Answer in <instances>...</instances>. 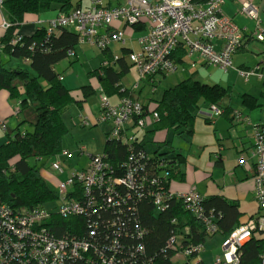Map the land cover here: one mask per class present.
Wrapping results in <instances>:
<instances>
[{"label": "trees", "instance_id": "1", "mask_svg": "<svg viewBox=\"0 0 264 264\" xmlns=\"http://www.w3.org/2000/svg\"><path fill=\"white\" fill-rule=\"evenodd\" d=\"M2 7L10 28L0 38L3 44L0 48V90L7 91L11 100L19 102L17 117L23 113L25 117L15 134L7 135V143L0 145V201L13 209L46 210L52 216L45 223L52 236L87 244V248L79 249L76 257L64 259L63 264H205L200 255L208 238L230 237L250 221L260 218V206L259 212L248 216L241 210L239 201L229 200L219 193L208 197L201 195L206 206L193 211L180 193L172 189L174 184L186 182L187 174L182 169L184 156L168 138L163 141L146 139L147 134L192 136L197 117L202 116L208 123L214 120L206 112L200 113L203 105L209 109L216 107L221 111L220 116L236 120L237 113L232 114V108L225 101L231 97V88L202 83L196 73L166 89L160 100L142 104L143 116L148 119L154 114L159 116L158 121L153 120L143 129L142 138L137 134L141 131L133 129L126 139L113 138L110 132L106 133L104 152L99 156L108 166L110 179L108 187L103 189L112 190L107 195L103 190L96 192L94 199L98 202L90 207L84 201L82 185L76 183L62 197L68 201L77 197L85 206L82 215L63 218L59 214L61 204L56 209L47 208V203L58 198L57 193L45 180L43 171L31 162L53 160L54 164L60 158L64 151L63 138L68 133L64 112L75 104L85 103L96 90L88 85L75 94L76 91L65 87L63 77L55 69L61 62L73 58L79 45L78 34L70 28L60 26L49 35L48 27L42 26L35 35L21 34L20 42L11 44L20 35V26L27 14L59 10L68 15L75 8V0H3ZM102 52L108 64L103 63L90 76L98 78L107 97L131 96L135 99L131 90L121 84L133 66L130 58L129 62L126 58L131 50L124 48L123 56L117 59L109 48ZM186 55V48L179 47L173 56L177 66L187 63L191 67L195 63V59H187ZM2 56L11 61H29L32 71L9 67ZM158 74L165 77L168 73ZM155 76L148 80L152 85ZM242 97L251 108L258 106V99ZM26 124L32 130L22 132L21 127ZM255 128L264 131V123ZM96 156L90 155L92 159ZM251 160L255 162V179L256 160L252 157ZM131 175L137 183L135 189L119 184ZM159 196L162 199L157 204ZM207 219L216 227L214 231L208 229ZM237 258L234 264H262L264 234L254 231L251 239L238 250ZM220 259L224 261V255Z\"/></svg>", "mask_w": 264, "mask_h": 264}, {"label": "built area", "instance_id": "2", "mask_svg": "<svg viewBox=\"0 0 264 264\" xmlns=\"http://www.w3.org/2000/svg\"><path fill=\"white\" fill-rule=\"evenodd\" d=\"M225 1L207 0L206 3L201 4L194 0H130L128 6L109 8L105 6L104 0H91L89 9L83 10L77 7L68 15L61 14L57 19L49 22L48 34L51 35L57 27H67L78 34L80 44L88 43L104 50L112 43L125 44L126 40L123 31L102 35L100 33L102 28L111 27L115 22L135 26L146 19L151 23L149 33L138 40L140 51L132 52L129 56L138 69L141 81H148L157 73L175 72L178 66L173 56L181 46L187 50V59H195L192 68L202 61L208 66L220 68L228 73L234 69L233 58L243 45L245 31L223 12L222 6ZM2 6L3 0H0V7ZM240 13L256 22V39L263 42L264 29L261 27L258 9L246 1L242 4ZM2 28L5 31L10 28L7 20L3 22ZM21 38L20 34L11 44L17 45ZM216 42L219 45H216ZM2 47L0 39V48ZM238 72L245 79L252 75L263 76L259 68L252 71L238 70ZM138 88L139 85L135 90ZM143 112L142 104L131 96L123 97L118 103L111 104L108 98L102 95L100 115L96 124L112 123L113 129L110 135L113 138L126 139L132 129L143 130L153 120L158 121V114L148 119L143 116ZM220 112L218 108L212 107L207 114L214 117ZM84 124L89 125L90 121L85 120ZM0 127L7 131L6 123L1 122ZM254 136L256 143L251 155L256 160L254 195L262 214L257 221H250L243 229L237 230L230 236L224 246V261L218 258L216 264L236 263L238 250L251 239L252 233L258 230L264 234V131L255 128ZM129 141H132L131 137ZM80 153H86V149L82 147ZM71 156V153L64 150L52 167L59 171L63 170L64 160ZM90 159V165L73 173L60 186L62 189L60 191L64 195L74 184L82 185L84 201H87L91 207L98 202L94 199L96 192L103 190L107 195L112 189H103L108 187L110 179L108 166L103 157L98 155ZM239 164L243 165L244 160L240 159ZM122 183L130 189H135L137 186L132 175L119 184ZM180 196L195 212L206 206L201 195L193 189L180 193ZM161 199V196L157 197L156 203L159 204ZM61 200L59 209L61 217H77L84 213L85 206L77 197L69 201L62 197ZM110 204L113 203L110 201ZM51 219V214L46 210L13 209L0 201V264H63L64 259L76 257L80 248L88 247L84 242L52 236L45 225ZM206 223L210 231L215 230L216 227L210 219H207Z\"/></svg>", "mask_w": 264, "mask_h": 264}, {"label": "rangeland", "instance_id": "3", "mask_svg": "<svg viewBox=\"0 0 264 264\" xmlns=\"http://www.w3.org/2000/svg\"><path fill=\"white\" fill-rule=\"evenodd\" d=\"M139 36L141 35L137 34L135 37H133V39H136L134 46L135 51H139V47L136 44L137 38ZM111 48L114 51L115 55L118 56L122 54V47L120 46V44L112 43ZM77 51V58L73 57L71 59H66L55 67L56 71L63 77L65 86L73 90H75V88L78 89L80 87L88 86L89 84H91L90 82L93 83L95 79H90L88 75L90 72L98 68L100 64H102L103 59L101 49L88 43L79 46ZM126 58L129 62V55ZM13 61V67H19L28 71H32L31 67L25 62L21 60H12V63ZM71 61L73 62L72 64L70 63ZM234 62H236L235 57L233 60V64ZM12 63L9 64V67H11ZM235 66L236 63L234 65L235 71H230L229 73H225L222 70L216 69L211 66L206 69L201 67L199 68V71L201 73V75L199 76V80L204 83L205 81H207L209 85H230L233 92H231L230 98L225 99L226 103H229L231 106H233L234 108H238L239 110L242 109L244 110V112H253V121L254 118H261L262 120H264V95L259 96L257 107L251 108L250 106H248L245 103L244 98L242 97V95L248 89V86L245 84L244 79L240 76L238 69H236ZM189 72L193 71L192 68L188 66L185 69L181 68L178 71L168 73L165 77L161 74H158L155 76L153 80L154 84L152 85L150 81L142 82L140 80L138 69L135 66H132V70L124 79L123 84H125L126 87L130 89L132 93H134V96L138 98V101L141 104H146L150 100H160L166 89L174 87L175 85L180 83L189 75ZM211 75L214 79L211 78ZM223 81L227 83H220ZM136 85H139V89L141 88V91L135 90ZM259 94L260 92L256 91L254 95L257 96ZM11 101L13 102L14 100ZM86 102L90 104L91 110L93 113H95V116H97L96 118L98 120L100 115L99 92L93 95ZM17 103L18 101H16V104ZM79 108L80 107L75 104L68 110H66L63 114V120L68 127V133L63 138V149L65 151H68L72 155L70 159H66L64 161L62 170L63 172L61 173L58 170L52 169L53 160L46 161V163H44L43 161L31 162L43 171L45 180L57 193L58 198L46 204L47 208H49L50 210L56 209L60 204V200L62 197L60 190L62 189H60V186H58V184L65 183L73 173L87 168L91 162L90 155H101L104 152L105 148L106 133H109L113 129L112 123L97 124V126L95 127L93 126V123H90L89 125L84 124V121L86 119L80 118L81 111ZM201 108L203 110L209 109L204 105ZM17 109L18 108H16L14 112L16 117L20 112V110H18L17 113ZM85 116L87 117V115ZM24 117L25 114L23 113L20 116L21 120L24 119ZM221 123H226L227 127L221 128ZM221 123H219L218 125L207 124L203 117L199 116L195 121V131L192 136L186 134L181 136L173 133H170L168 135L169 140H172V142L174 141V146L179 150L184 151L186 160L184 168L188 167L187 171L190 172V178H193L195 180V184L192 189H195L198 194L204 197L212 195L213 192L217 190H219V192L226 190L227 192H233L234 190L229 189V187L228 189H225L227 188L228 183H225L223 181L221 168L214 167L216 161L215 149L219 150L218 141H222L224 147L228 150L231 147V141L228 140L227 135L229 134L230 130L233 131V128H235V126H233L228 120H225L224 118L221 119ZM6 125L10 132L13 134V130L17 126L15 119L12 118L8 120ZM245 129L250 134V136L242 133L243 138L244 141L249 144L252 138V131L251 128L247 125L245 126ZM21 130L22 132H26V130L30 131L32 129L30 126L24 125L23 127H21ZM138 130L141 132L137 134L140 138H142L145 135L142 132L145 130H142L141 128L136 129V131ZM215 135H217L218 137H216ZM0 136L7 138V133H5L3 130H0ZM150 136L152 135L147 134L146 139L149 141H154L155 137ZM213 143L215 147L211 145ZM82 147L86 149V153L81 155L80 149ZM236 170H239V168L237 167ZM226 171L228 172V169ZM196 172H199L200 174H197ZM248 200L249 202L247 204H243V207L247 209V211H245L249 216L251 212L256 211V208H258L259 206L256 199H253L252 196H250ZM229 239L230 237H224L221 235H216L215 237L208 238L204 245L205 250L200 255L201 260L205 264H215L218 258H223L224 246Z\"/></svg>", "mask_w": 264, "mask_h": 264}, {"label": "crops", "instance_id": "4", "mask_svg": "<svg viewBox=\"0 0 264 264\" xmlns=\"http://www.w3.org/2000/svg\"><path fill=\"white\" fill-rule=\"evenodd\" d=\"M194 1L197 3H201V4L207 2V0H199V1L194 0ZM246 1L250 2L252 5H254L258 9L259 19L261 21V27L264 29V0H226L225 4L222 6V9H223V12L227 16L231 17L234 20V22L242 30L245 31V39H244L243 45L239 49V52L234 56L236 58V62H234V65L236 63V66H235L236 69L245 70V71H248V70L252 71V69H254V68L255 69L259 68L260 73L263 75L262 77L252 75L248 79H245L244 77H242L240 75L244 79L245 84L248 86V89L245 91V93L242 96L246 95V96H250V97L259 99V96H262L264 93V90H263L264 89V41L261 42V41L256 39V25H257L256 22L240 13L242 4ZM129 2H130V0H104L105 6L109 7V8L125 7V6H128ZM90 5H91V0H75V8L80 7L83 10H87V9H89ZM61 14L62 13L59 10L43 13L40 15L27 14L24 18V22L20 26L19 32H20V34H22L24 36H33L40 29V27L47 26V24L49 22L57 19ZM5 20H7V19H6L5 13H4V8L0 7V38H2L5 34V30H3V28H2V24ZM150 28H151V23L148 22V20L143 19L141 21V23H139L135 26L127 25L124 22H115V23H113V25L111 27L102 28L100 30V33L102 35H111L112 33L116 32V31H123L125 34L126 43L125 44L118 43V44H120V46L122 47L121 50H123L124 48H128L131 50V53H132V52H139L140 51L141 47H140L138 40L140 38L146 36L149 33ZM137 34L141 35L137 38V41H136V44L139 47V51H135V49H134L136 39H133V37H135ZM82 45L83 44L79 43L77 49L79 48V46H82ZM216 45H219V44L216 42ZM108 48L110 49V51H111V53L115 59L121 58L123 56V53L121 55H118V56L115 55L114 51L111 48V45ZM77 49L75 51V55H73V57H76V58L78 56ZM102 54H103L102 64L104 63L106 65V64H108L107 59H106L103 52H102ZM2 58L8 64L12 63V61L10 59H8L4 56H2ZM233 60H234V58H233ZM21 61H23L27 65L31 66L29 61H24V60H21ZM102 64H100V66L98 68H96L95 70H93L92 72L101 68ZM113 65H115V64H113ZM186 65H187V63L184 64L183 66L182 65H178V66H179V69H181V68L185 69ZM11 66L12 67L14 66V61L11 64ZM187 67H188V65H187ZM201 67L206 69L210 66L206 65L202 61H199L196 64V67L194 69H192L193 72H189V75L186 78H188L191 74L196 73L197 79L199 80V76L201 75L199 68H201ZM211 67H213V66H211ZM214 68L221 70L220 68H217V67H214ZM131 70H132V68H131ZM131 70L129 71V73L131 72ZM187 70H185V71H187ZM231 71H235V70L233 69ZM90 73L88 75L89 78L95 79V80L94 81L92 80L93 83L90 82L91 84H89V85L96 90L95 91L96 93L99 92L100 101H101V96L102 95L106 96V95L100 86L98 78H96L95 76H90ZM211 78L214 79L212 75H211ZM124 79H123V81H124ZM123 81L121 84L124 86L125 89H128L126 87V85L123 84ZM63 83H64V80H63ZM202 83H204V82H202ZM215 83H218V82H215ZM220 83H227V82L223 81ZM205 84H208V82L205 81ZM64 85H65V83H64ZM218 85H221V84H218ZM224 85L225 86H223V85H221V86L231 88L230 85H228V84H224ZM65 87L70 91L73 90L67 86H65ZM80 88H82V87H80ZM80 88H78V89L75 88V90H73V91H76L75 94L79 93L78 90ZM136 90L141 91V88L140 89L138 88ZM256 91L260 92V94L257 96L254 95L256 93ZM231 92H233V91L231 90ZM131 94L133 97H135L134 93L131 92ZM107 98L111 104H116L120 101V99L122 97L115 96V97H111V98L107 97ZM135 99L138 100V98H136V97H135ZM19 105H20L19 102L16 104V101H13V102L11 101L10 95L7 91L0 90V123L5 122V121H6L5 123H7L8 120L13 118V119H15V121L17 123V126H16V128H17L18 125L20 124V122L22 121L21 118L16 117V115L14 113L15 109L18 108ZM229 106L233 110L232 114L237 113L236 120H234L233 118L231 120L230 118H228L225 115H221V116L215 115L213 121H211L209 123L207 121H205L207 124H217L218 125L219 123H221V119L224 118L225 120H228L233 126H235V128H233V131L230 130L229 134L227 135L228 140L231 141L230 142L231 147L228 150L224 147L222 141H218L219 150L215 149V153H216L215 160L216 161L214 164L215 165L214 167L221 168L223 181L225 183H228L227 188H225V189H228V187H229V189H234V190H233V192H227V190L219 192V190H217V191L213 192V194H218V193L223 194L229 200L239 201L241 210L244 213H246L247 209L243 207V204H247L249 202L248 198L250 196H252V198L255 199L254 198L255 183H254V178H253V176H254L253 170H254V165H255L254 163L255 162L253 160H251V155L253 153L254 143H255L254 129L258 124L264 123V120H262L261 118H254V121H255L254 122L253 117H252L253 112L252 113H249V111L244 112V110H242V109L239 110L238 108H234L230 104H229ZM78 107H80L79 109L81 111L80 118L89 120L90 123L94 124L93 125L94 127L97 126V124H96V122H97L96 117L97 116H95V113L92 112L90 104L88 102H85V103L78 105ZM99 107H100V105H99ZM209 110L210 109H204V110L202 109V111L200 110L201 111L200 113H205V112L207 113ZM232 114H231V116H232ZM85 115H87V117ZM246 125L248 127H250L251 131H252V134H251L252 138H251V142H249V144H247V142L244 141L243 134H242V133H244V134L250 136V134L245 129ZM221 126H222L221 128H226L227 124L221 123ZM16 128L13 130V134H15L14 132L16 131ZM0 130H3V129L0 127ZM4 132L7 133V135L8 134L13 135L8 128H7V131H4ZM2 134H4V133H2ZM151 135L152 136H150V137H155V140H158V141H163L166 138H168V137H166L167 136L166 134H161V135L151 134ZM215 136L218 137L217 135H215ZM244 137H245V135H244ZM6 139L7 138L0 136V145L7 143ZM173 142H172L173 147L179 152L180 155L184 156V158H185L184 151H181L178 148H176L174 146ZM211 145L215 147L214 143ZM192 148H193V145H192ZM232 149H234V150H232ZM81 155H82V153H81ZM249 158H250V160H249ZM240 159L244 160V164L241 166L239 165ZM184 161H186V160H184ZM184 167H185V163L183 164L182 169L187 174L186 182H184L183 184H177V183L174 184L172 187L174 192L185 193L194 187L195 180L193 178H190V175H189L190 172L187 171L188 167L187 168H184ZM237 167L239 168V170H236ZM52 169H54V168L52 167ZM227 169H228V172L226 171ZM54 170H56V169H54ZM60 172L62 173L63 171L61 170ZM196 173L200 174L199 172H196ZM203 177H202V179H203ZM61 185L62 184H58V186H61ZM257 212H259V207L256 208V211H252L250 215H254Z\"/></svg>", "mask_w": 264, "mask_h": 264}]
</instances>
